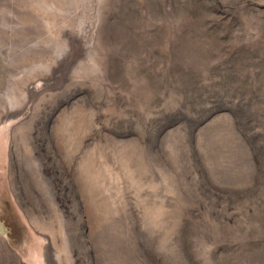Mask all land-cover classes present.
Segmentation results:
<instances>
[{
	"label": "rangeland",
	"instance_id": "rangeland-1",
	"mask_svg": "<svg viewBox=\"0 0 264 264\" xmlns=\"http://www.w3.org/2000/svg\"><path fill=\"white\" fill-rule=\"evenodd\" d=\"M0 264H264V0H0Z\"/></svg>",
	"mask_w": 264,
	"mask_h": 264
},
{
	"label": "water",
	"instance_id": "water-1",
	"mask_svg": "<svg viewBox=\"0 0 264 264\" xmlns=\"http://www.w3.org/2000/svg\"><path fill=\"white\" fill-rule=\"evenodd\" d=\"M0 229H1L2 231H4V225H3V223H2L1 220H0Z\"/></svg>",
	"mask_w": 264,
	"mask_h": 264
}]
</instances>
